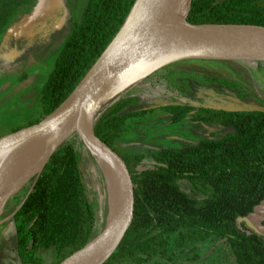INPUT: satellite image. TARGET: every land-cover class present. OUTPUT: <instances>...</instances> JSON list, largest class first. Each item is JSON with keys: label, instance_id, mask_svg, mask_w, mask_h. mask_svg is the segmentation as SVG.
I'll return each instance as SVG.
<instances>
[{"label": "trees", "instance_id": "16d2710c", "mask_svg": "<svg viewBox=\"0 0 264 264\" xmlns=\"http://www.w3.org/2000/svg\"><path fill=\"white\" fill-rule=\"evenodd\" d=\"M135 1L89 0L82 16L70 19V36L38 96L40 116L25 126L39 122L73 92L117 35ZM37 3L0 0V40L18 15L34 11ZM186 19L191 24L264 26V0H191ZM212 62L249 73L243 61ZM176 71L168 65L105 105L95 118L96 135L118 151L115 143L127 121L159 107L170 112L175 123L194 113V119L232 131L187 149L154 151L148 155L152 161L146 167H140L145 154L118 151L134 183V218L118 248L103 264H166L165 260L174 256L173 235L178 248L187 241L221 238L233 251L236 264H264V234L242 220L264 201V111L227 110L186 101L157 107L159 100L176 102L183 97ZM248 78L241 77L239 82L220 77L211 80L236 89L244 86L242 82L252 85ZM25 126H14L11 132ZM75 136L53 153L30 193L35 178L18 203L14 202L12 213L28 195L8 221L23 264H42L38 252L50 249L59 264L96 234V203L82 168L86 155L80 148L83 144L76 145ZM103 181L106 186L104 177ZM197 187L203 190L198 192Z\"/></svg>", "mask_w": 264, "mask_h": 264}, {"label": "water", "instance_id": "95a60500", "mask_svg": "<svg viewBox=\"0 0 264 264\" xmlns=\"http://www.w3.org/2000/svg\"><path fill=\"white\" fill-rule=\"evenodd\" d=\"M50 2H54L51 8L48 7ZM56 2L38 0L34 11L8 29L6 38L25 35L28 31L22 29L41 11L42 3L50 12ZM165 2L167 0H136L117 35L73 92L39 122L0 137V169L22 164L25 172L30 161L45 157L36 173L19 177L20 172L17 171L14 174L17 181H13V174L8 178L7 183L12 182L11 186L6 192H0V217L10 198L35 178L30 193L53 153L74 134L76 145L83 144L80 148L86 156L92 155L103 174L108 196L106 227L98 237L92 238L82 249L59 264H103L118 248L133 222L135 197L132 175L119 152L95 133L96 115L105 105L156 71L178 61L264 62V26L247 23L191 24L186 19L190 0L183 20L184 27L164 29L157 16ZM156 106L159 104L156 103ZM245 109L264 111V107L257 106L235 110ZM100 159L112 169L111 177L116 186L114 200ZM107 252L110 253L105 256ZM103 255L105 257L101 259Z\"/></svg>", "mask_w": 264, "mask_h": 264}, {"label": "rangeland", "instance_id": "374dc122", "mask_svg": "<svg viewBox=\"0 0 264 264\" xmlns=\"http://www.w3.org/2000/svg\"><path fill=\"white\" fill-rule=\"evenodd\" d=\"M88 1L57 0L55 7L53 6V10L50 12L47 10L45 3H42L41 11L27 23V27L22 29L23 31H28L23 35L24 39L29 41L26 52H23L26 47L20 50V55L14 49L9 56L3 54V52L6 53L5 50L0 52V137L10 133L12 127L27 125L29 121L40 116L41 109L38 96L49 74L54 70L62 48L70 36L69 21L71 18L78 19L83 15ZM53 4L54 2H50L48 7L51 8ZM12 56L15 58L10 60ZM193 61L182 60L172 63L170 66L177 70L176 77L180 84L183 86L185 82L187 85L194 84L192 87L197 86V92L201 96L210 93L215 94L217 92L215 89L218 88L221 89L218 91L220 93L225 91L221 87L215 88L213 86H211L213 88L210 91L207 86L209 85V80L202 74L209 71L223 74L227 72L228 75L236 78L233 73H229L227 68L230 67L228 66L212 61ZM244 63L248 66L249 76L253 79L258 89L254 91L245 88L242 92L240 90H231L232 92H230L228 97L224 95L227 98L221 97L219 101L214 102V106L225 109L264 107V62H262L263 67L257 62L244 61ZM183 68L202 74H193L191 72L182 74L180 70ZM191 95L192 92L189 89V93L184 92L183 97L179 101L172 103L169 100H159L157 103L160 106L170 103L177 104L178 102L189 101ZM153 116L151 115L148 118ZM144 121V118L136 117L134 121L129 120L126 127L122 129V136L115 143L116 148L121 153L146 152L148 151L146 147L152 144H156L155 146L165 145L183 148L188 146V141L190 142L193 136H198L196 132L198 124L195 122L187 125L169 124V122L168 125L166 123L158 125L152 119L142 124ZM201 124L210 126L204 122ZM42 158L36 157L30 161L26 171L24 172L22 169L21 174L28 176L39 166ZM19 167L20 164L14 166L10 176ZM82 168L87 180L89 194L96 203L97 219L94 237H98L106 227L108 214L106 186L104 185L103 176H101L91 157H85ZM12 176L15 175L13 174ZM6 180L8 178H0V181ZM29 183L18 194L10 198L6 203L3 215L0 217V264H16L17 243L13 225L8 224L11 218L9 214L13 211L14 202L18 203L19 196L28 188ZM181 186L186 187L182 183ZM201 190H203L202 187H197L198 192ZM254 217H257L256 219L259 223L260 220L264 221V213H262L261 207L257 206L252 214L242 220L245 222L253 221ZM255 225L258 226L257 223ZM175 237V235L172 236L171 244V251H173L174 256L170 260H165L166 264H236L233 251L225 240L221 238L187 241L183 243L184 245L181 248H178L174 246L173 239ZM50 250H40L38 252V256L42 259V264H55L56 258ZM18 264L23 263L19 260Z\"/></svg>", "mask_w": 264, "mask_h": 264}, {"label": "flooded vegetation", "instance_id": "af4514ba", "mask_svg": "<svg viewBox=\"0 0 264 264\" xmlns=\"http://www.w3.org/2000/svg\"><path fill=\"white\" fill-rule=\"evenodd\" d=\"M22 17H23V15H20V16L18 15V18L12 24H15ZM5 35L6 34H4L3 37L0 40V52H3L5 50L6 53L3 52V54L6 55V56H9L11 53H13V49H14L15 51H18V55H20V50L21 49L23 50V48H25V47H26V49L23 52H26V50H27V43L29 41L26 40V39H24V36L23 35H15V36H12V38H10V39H7ZM14 58L12 56L10 60H12ZM190 60H194L193 62H198V61H203V62L212 61V60H199V59H190ZM223 66H225V65H223ZM242 68L243 67H241L240 69H242ZM181 70L183 71V73H185V72H189L190 73L191 72L193 74H202V73H197V72H195L194 70H191V69L185 70V68H183ZM227 70L229 71V73H233L236 78L231 77L230 75H228L227 72L223 74L221 72H211V71H209V72H206L205 74H202L204 77H207L208 80H209L208 81V84L209 85H207V86L209 87L210 91H212V88L213 87H215V88L221 87L222 89H225V91L223 93L218 92L219 90H221V89L218 88V89H215L218 93L217 92L215 94L210 93V94H206L204 96H201L197 92V89H198L197 86L192 87L194 84L187 85L186 82H185L184 83L185 88H184V86L182 84H180L182 86V88L184 89V92H188L189 93V89L192 92V95L190 96L191 99H189V101H186V102H191L192 104L197 105V106L205 105V106H209V107H213V108H219V107L214 106V102L219 101V99L221 97H224V95H227V97H228L229 94H230V92H232L231 90H240L242 92V90L245 89V88H248V89L254 90V91H255V89H258V87L255 86V83H254V81L252 80L251 77H250V79L248 78V80L249 81L251 80L252 85L245 84V83L242 82V84L244 86L243 87H240V88H236V89H232L231 87L225 86L223 84H219L217 82H213L211 80V78L220 77V78H223V79H227V80L229 79V80H233V81H238L239 82V81H241L240 80L241 77H244V76L248 77L249 76V73L246 74L245 72H243V69L240 71V73H238L237 71L233 70L232 68H227ZM211 86H213V87H211ZM193 97H195V98H193ZM227 97H224V98H227ZM167 100H165V101H167ZM194 101H196V102H194ZM171 102L173 103L174 101H171ZM172 103H170V104H172ZM178 103H180V102H178ZM157 107H159V106H157ZM221 109H225V108H221ZM227 110H235V109H227ZM151 115H154V116L151 117V118H148ZM193 115H194V113H192V115H188L182 121L175 123V122H173L172 114L170 112L162 109V107H159V108H156L154 112L148 113L146 116H141L142 118L145 119V121L142 122V124H144L145 122H147L148 120H151V119L152 120H155L158 125H161L163 123H166L168 125V122H169V124H184V125L186 124L187 125V124H193L195 122L196 124H198V127L196 128V132H197L198 136H193L192 139L190 140V142L188 141V143H189L188 146H185L183 148H179V147H176V146H165V145L155 146L156 144H152V145L147 146L146 149L148 151H146V152L145 151L138 152V153H143V154L146 155L145 156V160H143V162L140 165V167H143V165L146 167L147 164H150V162L152 161V159L148 155L151 154L154 151L160 150L162 148L187 149V148H190V147H192L194 145H197L198 143H200L203 140H212V139H220V138H223L230 131H232V128H226V127H224V126H222L221 124H218V123H207L210 126L201 124L204 121L203 120H199V119H194L193 118ZM135 118L136 117H134L132 119H129V120H133L134 121ZM128 121H127V123H128ZM204 123H206V122H204ZM121 136H122V134H121ZM9 215H12V213H10ZM246 223L248 224V222H246ZM16 250H17V248H16ZM16 254H17V252H16ZM15 257H16L15 263L18 264L19 263L18 255H16Z\"/></svg>", "mask_w": 264, "mask_h": 264}, {"label": "bare ground", "instance_id": "6f19581e", "mask_svg": "<svg viewBox=\"0 0 264 264\" xmlns=\"http://www.w3.org/2000/svg\"><path fill=\"white\" fill-rule=\"evenodd\" d=\"M190 0H167V2H165L164 4L161 5V8L159 10L158 16H157V21L159 22L160 26L164 29H174V28H182L184 27L183 24V20L185 18V15L187 13L188 7ZM45 157L42 158V161L40 162L39 166L32 171L28 176H30L33 173H36L43 161H44ZM101 163L103 165V169L104 172L106 173V176L109 180V184H110V194L112 199L114 200L116 194H115V189L116 186L112 181V169L110 168V165L107 164L106 162H104L103 160H101ZM20 164L19 169L13 173L15 174L17 171L20 172L19 173V177L23 176L22 173V169H23V165ZM16 166V165H15ZM13 167L10 168H4V169H0V178L6 179L10 177V173L13 170ZM7 175H9L7 177ZM12 179H14L13 181H17L18 178H16V175L12 177ZM8 180L6 181H0V192H6L8 190V188L11 186L12 182L7 183ZM108 253H105L104 255L106 256ZM102 256L101 259L105 256ZM100 259V260H101ZM99 260V261H100Z\"/></svg>", "mask_w": 264, "mask_h": 264}, {"label": "crops", "instance_id": "0c3cea01", "mask_svg": "<svg viewBox=\"0 0 264 264\" xmlns=\"http://www.w3.org/2000/svg\"><path fill=\"white\" fill-rule=\"evenodd\" d=\"M13 126V125H12ZM259 207H261L262 208V213H264V202L261 204V205H259ZM257 218V217H256ZM255 217L253 218V221H248V223H249V225L251 226V227H253L254 229H256L257 231H259V232H261L262 233V231H263V234H264V222L263 221H261L260 220V223L257 221V219H256ZM257 223L258 224V226H256L255 224Z\"/></svg>", "mask_w": 264, "mask_h": 264}]
</instances>
